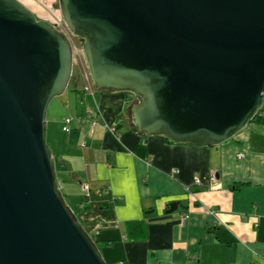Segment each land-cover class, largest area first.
<instances>
[{
	"label": "water",
	"instance_id": "1",
	"mask_svg": "<svg viewBox=\"0 0 264 264\" xmlns=\"http://www.w3.org/2000/svg\"><path fill=\"white\" fill-rule=\"evenodd\" d=\"M57 3L95 89L139 97L138 133L217 146L261 111L264 0ZM72 64L66 34L0 0V264H107L66 205L45 140L48 104Z\"/></svg>",
	"mask_w": 264,
	"mask_h": 264
},
{
	"label": "crops",
	"instance_id": "2",
	"mask_svg": "<svg viewBox=\"0 0 264 264\" xmlns=\"http://www.w3.org/2000/svg\"><path fill=\"white\" fill-rule=\"evenodd\" d=\"M17 1L24 7L57 2ZM78 80L67 87L81 90L95 128L77 121V94L70 90L75 97L62 123L74 120L66 133L61 128L60 142L51 138L50 151L67 200L88 187L91 203L82 222L105 263L264 264V104L258 122L217 146L168 143L131 124L135 95L98 92ZM113 121L110 133L104 125ZM138 145L147 160L134 154ZM173 201L184 210L166 214ZM128 222L143 227L128 233Z\"/></svg>",
	"mask_w": 264,
	"mask_h": 264
},
{
	"label": "rangeland",
	"instance_id": "3",
	"mask_svg": "<svg viewBox=\"0 0 264 264\" xmlns=\"http://www.w3.org/2000/svg\"><path fill=\"white\" fill-rule=\"evenodd\" d=\"M27 9H29L32 12H34V16L36 20H44L48 23H52L53 25H58L57 27L61 29L64 25L61 21L60 17V11H58V3L56 4H48V5H37V6H25ZM41 9V10H40ZM49 20V21H48ZM63 24V25H62ZM65 27V25H64ZM66 28V27H65ZM67 37L69 38L70 45L74 48H76L79 51V57H77L76 52L73 54V64H72V73L69 79V84L73 83L75 79H79V83H81V80L89 81L90 75H89V69H87L85 58L82 55V43L78 37L75 35L70 34L67 30L66 33ZM72 81V82H71ZM93 84V83H92ZM129 92V91H128ZM74 93L70 91V88L67 87L64 90V94H62L59 97H54L52 101L48 104V108L46 111V123L47 124V132H46V138L47 145L49 149L51 150L53 148V139L58 140L59 142L62 140V133H61V127H62V120L68 116L67 112V102L73 101ZM137 101H139V97L136 96ZM264 109V106H263ZM73 107H71V113H73ZM131 117V116H130ZM132 124V121H131ZM51 152V151H50ZM57 177V176H56ZM57 181V178H56ZM58 185V183H57ZM60 189V188H59ZM61 191V190H60ZM62 193V192H61ZM66 205L68 208L73 209V206H77L79 202L78 197H69L68 200H65ZM75 214V213H74ZM85 214L84 212H81L80 214H75V217L77 221H79L80 225L83 226L82 222V215ZM85 230V228H84ZM87 232V230H85ZM91 233V232H90ZM90 235V234H89ZM92 237V234H91Z\"/></svg>",
	"mask_w": 264,
	"mask_h": 264
},
{
	"label": "trees",
	"instance_id": "4",
	"mask_svg": "<svg viewBox=\"0 0 264 264\" xmlns=\"http://www.w3.org/2000/svg\"><path fill=\"white\" fill-rule=\"evenodd\" d=\"M70 90L73 91V92H75L77 94V102H76V104H77V113H78L77 116H79L78 117L79 119L77 121L84 124L85 120L88 122V120L91 119V117L89 119H87L86 116H85V113H84L85 112L84 111V105H82L83 95L81 93V90L80 89H77V88H75V89L74 88H70ZM99 91L100 92H110L111 90L110 91H106V90H103L102 91V90H99ZM113 92H117V91H113ZM260 115L261 114H260V111H259L258 114L255 115V117L252 119V123L253 122H258L259 119H260V117H261ZM68 119H71V122L67 126V131H69V129H70L69 126L71 125V123L74 120L73 118H68ZM113 123H114V121L112 122V124ZM252 123H250V124H252ZM87 128H88V126H87ZM67 131H65L64 133H66ZM166 140H167L168 143L173 142L172 140L170 141L169 139H166ZM134 154L137 155L141 160H147V158H148L147 153H146V149L144 148L143 145L136 146L135 151H134ZM62 197L65 198V196L63 194H62ZM65 200H67V199L65 198ZM90 203H91V199L89 198V193H87V195H85L82 192V194L79 196V202H78L77 206H73V209H74L73 212L75 214H78V213L80 214L81 212L86 213L89 210L88 208L90 206ZM132 226H134V227L137 226L138 228L143 227V225L140 224V223L138 224L137 222H128V224H127L128 233L131 232L130 229L132 228ZM130 237L132 238V236H130ZM91 238L93 239L94 236H92ZM95 244H97V243L95 242ZM97 246H98V244H97ZM120 264H124V263H120Z\"/></svg>",
	"mask_w": 264,
	"mask_h": 264
},
{
	"label": "built area",
	"instance_id": "5",
	"mask_svg": "<svg viewBox=\"0 0 264 264\" xmlns=\"http://www.w3.org/2000/svg\"><path fill=\"white\" fill-rule=\"evenodd\" d=\"M63 25V24H62ZM58 25H54V27L56 28V30L57 31H59V32H63L64 34L66 33V28L64 27V25H63V27L61 28V29H59L58 27H57ZM76 52V54H77V57H79V51L76 49V48H74V50H73V47H72V57H73V54ZM70 122H71V119H68V118H66L64 121H63V123H62V131L63 132H65V131H67V126L70 124ZM96 120L95 119H89L88 120V128H90V130H93L94 128H95V125H96ZM104 127H105V129L106 130H108L110 133H112V132H115V130H116V127L114 126V124H105L104 125ZM241 156V155H240ZM239 156V157H240ZM243 156H241L240 158H242ZM196 182H198V181H196ZM82 192H83V194H85V195H87V193H88V188L87 187H84L83 188V190H82ZM120 264V263H119Z\"/></svg>",
	"mask_w": 264,
	"mask_h": 264
}]
</instances>
